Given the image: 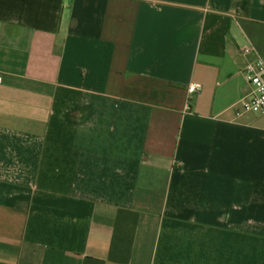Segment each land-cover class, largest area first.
Returning a JSON list of instances; mask_svg holds the SVG:
<instances>
[{
    "label": "crops",
    "instance_id": "0c3cea01",
    "mask_svg": "<svg viewBox=\"0 0 264 264\" xmlns=\"http://www.w3.org/2000/svg\"><path fill=\"white\" fill-rule=\"evenodd\" d=\"M257 55L264 0H0V264H264Z\"/></svg>",
    "mask_w": 264,
    "mask_h": 264
},
{
    "label": "built area",
    "instance_id": "2783aa9c",
    "mask_svg": "<svg viewBox=\"0 0 264 264\" xmlns=\"http://www.w3.org/2000/svg\"><path fill=\"white\" fill-rule=\"evenodd\" d=\"M251 50V48H246L242 52L247 54ZM242 73L252 89L246 97L240 99V108L235 111V115L240 116L243 113L264 115V57L257 55L248 61ZM197 89L198 85L191 84L188 86L187 92L194 93Z\"/></svg>",
    "mask_w": 264,
    "mask_h": 264
}]
</instances>
